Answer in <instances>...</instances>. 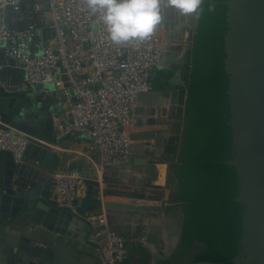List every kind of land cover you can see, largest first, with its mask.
I'll list each match as a JSON object with an SVG mask.
<instances>
[{
	"label": "crops",
	"instance_id": "0c3cea01",
	"mask_svg": "<svg viewBox=\"0 0 264 264\" xmlns=\"http://www.w3.org/2000/svg\"><path fill=\"white\" fill-rule=\"evenodd\" d=\"M187 16L188 14L177 18L173 34L163 33L165 46L158 67L171 71L172 75L163 80L154 81L153 78L150 81V93L168 90V94L159 93L153 100L142 99L143 97L136 99L134 119L125 132L130 137L146 133H150V136L146 140L132 139L133 144L141 146H138L137 151H133L132 147V158L126 167L102 169L99 151L88 133L74 131L65 135L57 145H46L43 141L53 139V133L68 115L61 94L56 93L51 85H27L25 71L20 63L14 59L0 58V125H11L29 133L40 141L38 144L47 146L55 158L54 164H49L39 160L31 152L16 161L11 183L16 195L27 197L29 191L35 188H42L45 194L32 196V205H27L14 217L1 221L5 188L4 150L0 149V264H106L102 254L107 243L105 233L88 235L89 241H93L88 250L76 245L70 238L68 242L60 243L50 231V235L41 238L35 235L34 241L28 236L35 234L41 226L36 225L24 213L33 214V217L41 214L42 218L44 212L40 211L37 215L34 213V208L40 201L61 210L55 203V174L72 168H78L82 175L77 205H80V214L84 218L106 211V202L135 203L134 195L152 198L150 205L162 206V210L124 213L122 223L109 220V224L112 230L126 239V255L123 259H127L126 264L168 263L167 259L178 242L180 205H173L168 201L176 189L177 181L169 164L162 157L170 138L176 135L173 125L178 121V109L184 107L178 98L179 91L185 86L183 65L188 58L190 45ZM10 22L19 24V17L11 16ZM45 88H49V93H46ZM151 107L158 108V114L164 107L169 120L167 118L166 123L159 127L155 124L160 121L159 116L154 117L157 121L151 122L147 112ZM145 141L154 145L142 153ZM144 158L147 159L146 162ZM87 199L89 202L82 209ZM49 210L45 209V212L48 213ZM112 214L115 220L119 216L118 213ZM81 229L82 226H79L75 228V232L83 235L85 230ZM78 239L77 242L82 243L83 247H89L84 244L86 238ZM122 261L113 264H122Z\"/></svg>",
	"mask_w": 264,
	"mask_h": 264
},
{
	"label": "built area",
	"instance_id": "2783aa9c",
	"mask_svg": "<svg viewBox=\"0 0 264 264\" xmlns=\"http://www.w3.org/2000/svg\"><path fill=\"white\" fill-rule=\"evenodd\" d=\"M19 17V24L10 22ZM86 0H0V51L18 61L25 83L51 85L67 109L46 145H57L74 131L88 133L98 149L101 168L126 167L133 140L125 129L133 122L136 99L148 93L150 81L161 64L165 42L157 32L151 38L114 44ZM118 71L117 75L111 72ZM107 73L110 75H107ZM49 93V88H45ZM40 142L11 125H0V149L20 161L26 145ZM55 203L77 211L82 175L78 168L55 174ZM135 204L152 202L134 197ZM92 233H105L103 259L111 264L126 255V239L111 229L107 211L86 217Z\"/></svg>",
	"mask_w": 264,
	"mask_h": 264
},
{
	"label": "trees",
	"instance_id": "16d2710c",
	"mask_svg": "<svg viewBox=\"0 0 264 264\" xmlns=\"http://www.w3.org/2000/svg\"><path fill=\"white\" fill-rule=\"evenodd\" d=\"M223 1L202 0V11L197 10L193 41L183 65L185 86L178 98L184 107L178 109V121L173 125L175 141L167 144L162 157L177 181L170 201L178 203L183 212L173 264L230 262L239 250L242 208L234 200L236 172L227 163L232 154L224 48L228 25ZM171 75L158 67L154 81Z\"/></svg>",
	"mask_w": 264,
	"mask_h": 264
},
{
	"label": "water",
	"instance_id": "95a60500",
	"mask_svg": "<svg viewBox=\"0 0 264 264\" xmlns=\"http://www.w3.org/2000/svg\"><path fill=\"white\" fill-rule=\"evenodd\" d=\"M223 3L227 8L228 29L224 36V48L226 52L225 70L229 73L227 93L229 95L230 117L227 124L230 130L232 154L227 163L233 165L236 172L237 193L234 200L242 208V233L239 250L230 262L199 260L180 264H264V0H224ZM168 8L170 9L169 16L167 15V20L163 19L162 24H160L163 25L165 35L173 34L178 18L175 15V10L171 7ZM188 16L190 50L197 12ZM1 57L3 54L0 51ZM117 74L118 71L111 72V75ZM150 92L140 94L138 97L153 100L156 99L157 94L167 95L169 91L163 90L153 94ZM149 136L150 133H146L132 135L131 138L146 140ZM144 144L142 153L154 145L148 141H145ZM138 146L141 145L132 144L133 151H137ZM31 152L39 160L49 164L55 162L53 153L47 146L30 142L26 145L23 155H30ZM144 160L147 161L146 158ZM15 166L16 161L12 153L4 150L5 192L2 197L1 221L14 217L27 205H32L34 195L45 194V190L42 188H35L29 191L27 197L16 195L11 184ZM105 205L108 220L118 223L124 221V213L162 210V206L147 204L106 202ZM37 207L38 209H36ZM41 207L44 210H41ZM36 208H34L35 214L38 212L45 213L42 218H40L41 214H36L37 216L33 217V214L24 213L26 217L34 220L36 225L40 224V228H42L37 229L35 234H28L33 241L37 235L40 238L50 235L48 232L50 231L55 234L56 240L60 243L68 242L70 238L81 248H91L93 241H89L87 236L92 233V230L89 222L80 214V205H77L76 212L68 208L57 210L53 206H47L44 201L37 203ZM48 208L50 210L46 213L45 209ZM112 212L118 213L119 216L116 217V220ZM179 213L178 240L183 220L181 208ZM79 226H82L81 231L85 230L83 235H78L75 232V228ZM84 238H86L84 244L89 247H83L82 243L77 242V239L83 240ZM106 264L111 263L107 261Z\"/></svg>",
	"mask_w": 264,
	"mask_h": 264
},
{
	"label": "clouds",
	"instance_id": "9594fccd",
	"mask_svg": "<svg viewBox=\"0 0 264 264\" xmlns=\"http://www.w3.org/2000/svg\"><path fill=\"white\" fill-rule=\"evenodd\" d=\"M202 0H86L91 13H99L108 38L117 45L151 38L164 16L162 5L192 14Z\"/></svg>",
	"mask_w": 264,
	"mask_h": 264
},
{
	"label": "rangeland",
	"instance_id": "374dc122",
	"mask_svg": "<svg viewBox=\"0 0 264 264\" xmlns=\"http://www.w3.org/2000/svg\"><path fill=\"white\" fill-rule=\"evenodd\" d=\"M163 6V5H162ZM163 9H164V11H165V7L163 6L162 7V11H163ZM175 15H177L178 16V19H179V17H183L184 16V14H181L178 10H175ZM188 15H190V14H188ZM164 17H165V15H163ZM188 18H189V16H187ZM164 19V18H163ZM163 25H160V27H159V29H158V32H157V34H158V36L162 39L163 38V33H164V30H163V27H162ZM178 47H180V46H178ZM156 84V83H155ZM155 86V85H154ZM161 111V110H160ZM159 111V112H160ZM166 110L164 109V107H163V110H162V112H160L159 114H158V108H156V107H151V109H148L147 110V112H148V116H149V119H150V121L151 122H155V121H157L156 119H154V117H160L159 119H160V121H158L157 123H155L156 125H158V127L161 125V124H164V123H166V119L168 118V120H169V116H167V113L165 112ZM163 116V117H162ZM166 117V118H165ZM162 119H163V121H162ZM172 141H175V136L173 135L172 136V138H170V140H169V142L168 143H171ZM175 192V190L173 191V193ZM172 193V194H173ZM170 198H171V196L168 198V201H170ZM173 203V205H178V203H176V202H172Z\"/></svg>",
	"mask_w": 264,
	"mask_h": 264
},
{
	"label": "bare ground",
	"instance_id": "6f19581e",
	"mask_svg": "<svg viewBox=\"0 0 264 264\" xmlns=\"http://www.w3.org/2000/svg\"><path fill=\"white\" fill-rule=\"evenodd\" d=\"M168 9H169L168 7H165V11L163 9V14L165 15L164 19H166V20H167V15L169 16V10Z\"/></svg>",
	"mask_w": 264,
	"mask_h": 264
},
{
	"label": "flooded vegetation",
	"instance_id": "af4514ba",
	"mask_svg": "<svg viewBox=\"0 0 264 264\" xmlns=\"http://www.w3.org/2000/svg\"><path fill=\"white\" fill-rule=\"evenodd\" d=\"M176 249V248H175ZM175 250L172 251V253L170 254L169 258L167 259L168 260V263L167 264H173V262L171 261V257L173 255Z\"/></svg>",
	"mask_w": 264,
	"mask_h": 264
}]
</instances>
